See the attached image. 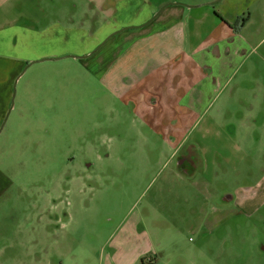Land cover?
I'll return each instance as SVG.
<instances>
[{
    "label": "rangeland",
    "instance_id": "1",
    "mask_svg": "<svg viewBox=\"0 0 264 264\" xmlns=\"http://www.w3.org/2000/svg\"><path fill=\"white\" fill-rule=\"evenodd\" d=\"M71 1L0 0V24L41 28L45 9L53 20L58 8L85 16L96 5L76 0L70 10ZM95 37L83 34L81 47ZM35 47L16 55L32 58L41 53ZM76 62L37 63L15 87L0 134V167L13 181L0 200V264H264V209L251 219L227 204L221 211L220 193L196 187L201 173L175 177L166 152L123 146L139 135L131 106ZM141 149L151 159L143 161Z\"/></svg>",
    "mask_w": 264,
    "mask_h": 264
},
{
    "label": "crops",
    "instance_id": "2",
    "mask_svg": "<svg viewBox=\"0 0 264 264\" xmlns=\"http://www.w3.org/2000/svg\"><path fill=\"white\" fill-rule=\"evenodd\" d=\"M85 1L96 4L89 6L88 13L94 7L90 15L58 8L52 20L45 9L41 28L0 24V33H7L0 35V130L15 82L30 60L28 69L37 63L85 61L106 94L131 106L139 123L138 138L121 141L123 146L166 152V163L177 162L171 171L175 177L201 173L196 187L220 193L221 211L227 204L247 219L262 211L264 0H198L190 6L118 0L110 9L107 0ZM71 4L70 10L77 9L76 0ZM82 33L96 36L84 48ZM37 45L41 53L32 58L16 55ZM15 150L13 144L8 153ZM189 150L194 171L186 169ZM142 151L143 161L151 159L149 151ZM12 185L0 167V200Z\"/></svg>",
    "mask_w": 264,
    "mask_h": 264
},
{
    "label": "water",
    "instance_id": "3",
    "mask_svg": "<svg viewBox=\"0 0 264 264\" xmlns=\"http://www.w3.org/2000/svg\"><path fill=\"white\" fill-rule=\"evenodd\" d=\"M160 12H161V10H159V11L155 14V16H154L153 19H155V18L160 14ZM31 64H32V63H31ZM31 64H29L28 66H30ZM28 66H26V68H25L24 71L22 72L21 76H22V75L25 73V71L28 69ZM21 76H19V78H20ZM19 78H18V79H19ZM18 79H17L16 82H15L14 93H13V98H12V103H11L10 109H9V111H8L6 117H5V120H4L3 124H2V127H1L0 132L2 131V129H3L4 125H5V123H6V121H7L8 117H9V115H10V113H11L13 107H14L15 87H16V84H17V82H18Z\"/></svg>",
    "mask_w": 264,
    "mask_h": 264
}]
</instances>
